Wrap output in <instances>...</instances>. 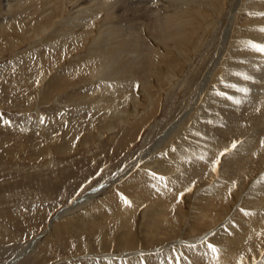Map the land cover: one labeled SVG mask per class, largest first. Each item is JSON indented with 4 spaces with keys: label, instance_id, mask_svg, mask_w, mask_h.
Segmentation results:
<instances>
[{
    "label": "bare ground",
    "instance_id": "bare-ground-1",
    "mask_svg": "<svg viewBox=\"0 0 264 264\" xmlns=\"http://www.w3.org/2000/svg\"><path fill=\"white\" fill-rule=\"evenodd\" d=\"M1 1L2 0H0V2ZM27 1H30V5H28V11L30 12L31 16H28L32 17V19L30 18L32 20V23L41 22L42 25H51L56 20V17L50 16L51 14L45 15L47 9L52 7V4L57 5L56 8L50 10L54 13V11L59 8L60 2H64L63 0H3L2 7L8 13L7 18H10L9 20H13L18 16L17 15L15 18H12V12L16 6L15 2H21V5L24 3L26 4ZM68 1L73 3V7L75 8L74 12H76L77 14H74L75 16L71 18L75 21V24L73 23L74 28L77 26V22L79 23V26L81 25L82 28H85L79 33V36L82 35V37L87 40L92 33H96V28L102 26L107 27V31L102 30V33H100L101 35L106 34V36L104 35L102 36V38H97V41L100 43L99 45H97V47H95L96 49L94 48V52L95 50L98 51L100 48H102L99 50L100 57L102 58L99 61L96 60L97 63L94 65H99V73L107 72L106 69H108V76L106 74L107 78L111 76L112 71H119V73H121L119 75L123 74V76L127 75L126 77H128V75L134 72V69L136 67H140L142 68V70H148V72L144 73L145 78H142L141 80V82H144V86L152 85V78L155 76L158 86L161 87L163 86V84H159L158 82H161L165 78H167L166 81H172V83H174V81L179 78V72L185 74L187 71V66L189 67L188 70L191 69L193 64L191 63L192 56L198 49V44L196 42L200 40V38H202L201 32L203 30L206 31L205 25H207L209 19H211L212 16L215 15L213 6H219L218 3L217 6L210 0H206V2L210 4L209 6L202 4L199 6V4H197L195 0V4L187 8H182L180 10H178L179 8H174L173 10H176H172V12L167 15V17L165 16L164 21H160L158 20V18L153 19V17H151L149 18L148 23H144L143 21H137L138 15L142 17L149 16L150 14L148 13V10H150V7V11L157 8L155 7V5L157 6V0H153V2H151L152 4H149V6L146 7H142L144 5H140L142 2L140 0H67L66 2ZM77 1L79 3L78 8L76 7L77 5H75ZM197 1L198 3L204 2L205 4H207L205 0ZM223 1L225 2L226 0ZM126 2H132V7L134 8L130 14L133 16H129V12L125 11H122L120 14H116L117 11L115 9V4L123 6L124 4H126ZM255 3H257L256 5L260 4L259 1H255ZM25 4L24 7L27 6V4ZM233 4L234 3H232V5ZM20 5H18L17 7H19ZM22 8L23 7H21V9ZM126 8L124 9L126 10ZM232 8H234L235 12L232 13L233 15L231 16L230 24L229 26H227L228 28L225 29V33L220 39L222 44L221 46H219L220 44L218 45L219 49L217 48L218 51L214 58V64L211 61L213 66L211 67V64L210 66H208V69L201 80L202 82L200 83V88H202V90L197 99L199 98L198 102L199 100L200 102L202 100V102L198 104V108L195 107L196 110L192 113V116H199V119L195 120L191 125V127L194 129L190 127L189 129L186 126H183L181 129L179 128V131L175 134L177 126L173 125V128L170 126V128L166 129L163 136L168 135L169 138L171 137V140L162 143V145H159L161 143V140L164 138L162 136L159 137V139H155V141L153 142V144L157 143L156 146H151L153 145L151 144L146 147L145 153L147 154L154 148L159 147L160 149L157 150V154L155 156L141 158V153L143 151L141 153H138L137 156L140 157L139 159H136V161L130 162L128 164L126 163V165L122 169H120L119 172L115 173L114 176L107 180L103 184V186L99 187V189L97 188L85 194V196L77 198V200L73 202L72 206H69L66 209L60 211V214H56L52 218L51 225L48 230H51V233L48 234V231H44V234H39L32 240H22L24 237L23 233H30L33 230L32 225H27V228L23 226V229L20 231L18 230L17 232L15 229H9L11 228L10 226L12 224L21 226L20 222L22 221L20 218H23V216L21 215H24L26 213V210L24 208L23 210L19 209L20 207L18 209L16 207V209H8V207L4 206L5 197L1 196L0 194V252L7 254V260L4 262L1 261L0 264H18L19 259L26 256L28 253L29 255L25 258V260L29 261L33 259L32 261L34 262V260L36 261L38 259V261H40V259L42 258L43 263L41 264H176L175 259H172L170 262L169 257H174L177 254H182V258L179 261V264H240L241 260L243 261V264H246L247 259L250 258L251 260V257L253 258L251 263H253V261L257 260L259 256H263L264 188H261L260 185L263 187L264 185H262V183L260 182L262 180L261 179L257 182V184H255V186H251L248 194L252 193V191L255 192H253L254 194L252 198L246 199V197H244L246 193H243V191L246 189H244L245 186L242 183V178H246L247 176V178L249 179V177L253 176L254 173H257L258 170H264V144L261 143L262 141H264V132L259 131L257 128H253V131L250 132V135L246 136L247 139L245 140L244 144L239 145L232 156L227 157V159L224 160L227 164L226 166H228V169L226 171L227 174L224 175L222 172L224 176H222L221 178L213 179L215 175L212 170V161L216 159V157L223 149L228 148L230 146V143L233 141V137L229 132L233 131V133L235 132V134H239L241 133V131L243 132V128H250L258 122V119L256 120V117L246 118L245 120L243 118H240L242 116V113L243 116L245 114H249L250 110L258 105V101L256 102V100L253 98L250 100L248 99V101L244 98L245 100L237 105L234 102V97L236 96L234 94H231L232 92L234 93V90H232V92L228 94L227 92L229 91L225 88L227 91H225L226 94H228L230 97H233L234 95V99L229 100V98H227V95H222L218 92L208 93L209 91H207L206 89L207 87L208 89H210V84L211 86H216L217 88L223 87L224 82L221 81V83H217L219 85H216V81L221 78L224 79L223 74H227L228 70L231 69L232 70L230 72L236 75L245 73L253 76L251 74H255V72H259L261 74L264 73V62L262 59L263 64H261V58L259 57V54H261L262 56L263 53L254 50L251 46L252 41H250L252 40L251 31H255L256 34L258 33V31L255 30L256 24H264V17L259 18L258 16H254L253 12H251L253 15H250L247 10V12H243V16L241 15L242 17H239L237 15L240 14V9L238 10L235 5H233ZM18 11L20 12V10ZM15 12H13V14H15ZM85 12H87L86 17L88 18L83 19L84 16L83 18H80L79 16L82 17L81 14H86ZM112 17L115 18V22H113V24H111ZM117 18L118 20H116ZM214 19L215 18L213 17V20ZM236 19L241 20H239L240 22L238 25L235 22H232L233 20L236 21ZM250 21H253V24L255 22V24L251 25ZM210 23L212 24L215 22L210 21ZM227 23L229 22L227 21ZM11 24H13V22ZM67 24L70 23L68 22ZM67 24H65L66 27ZM259 25L257 28H260ZM14 26L15 25L13 24V30ZM123 26H127V29L124 30ZM58 30L60 29H57V31ZM63 30H66V28H64ZM70 30L66 31L68 32ZM26 31L28 33V30ZM248 31L250 33H248ZM9 32L7 29L5 31L4 23H0V35L2 34V38L3 36H8V34H10ZM70 33L71 32H69L68 34ZM108 34L111 35H109V39ZM72 35H74L73 41L77 42L78 40L75 39V36L76 38H80L79 36H77L78 34L73 31ZM255 37H253V40H257L258 43H254L264 44L263 39L262 42ZM99 39L101 41H99ZM93 44L95 45V42H93L91 45L93 46ZM76 49L78 50L77 47ZM227 51L229 52L226 53ZM233 52L239 53L233 57ZM89 53L92 54L93 57L96 55L95 53H93V51ZM230 58H237L239 60L235 61L237 63H235L234 61L230 62ZM237 64H241L242 67L247 64L248 66L245 68H239V71H237L238 69L234 68ZM136 72H139V70H137ZM92 74L90 73V76ZM98 76H100V74H98ZM118 77L122 76L117 75L116 78ZM133 77L135 78V76L133 75L131 78L133 79V82L134 80H138L137 78L134 79ZM66 79L68 80V77ZM66 79L64 73L59 72L50 82L48 91L52 93L65 91L66 86L62 87L60 84L63 82L67 83ZM106 79L104 78V81ZM109 79H113V77ZM123 79L124 78H122V80ZM239 79L240 78H238V80ZM122 80L117 82L122 84V82L129 81ZM130 83L131 82H129V84ZM106 84L108 83H105V86ZM260 84L261 83H259L258 86H260ZM113 87H117V90H119L120 88L118 85H115ZM113 87L110 84L108 85V89H106L108 90V93L110 92L111 95L122 97L124 93V87L122 86L121 91H115L112 94L111 91ZM204 90L207 91L206 93H208L209 97L202 96L204 94ZM132 93L134 95V97L132 96V99L133 103H135L136 110L139 105H142L145 101L148 100V111L150 110L151 112L154 108H160V102L156 103L155 101L154 103V101H151L152 98L149 97L150 95L145 91V89L144 92ZM66 95L69 101H77V98H80V96L77 97L75 93H72L70 91L67 92ZM129 96L131 97V93ZM249 97L250 96H248V98ZM124 98L122 97V99ZM111 99L113 101L115 98L113 99L112 97ZM124 103L123 105H125ZM112 104H108V107L106 108H111L112 106V109L114 111L118 110H115V107L118 104H115V102ZM259 104H264V102ZM150 105L151 107H149ZM201 106L202 110L200 111ZM118 107L120 106L118 105ZM129 108L132 109L133 106ZM119 111L123 112L124 116H127L129 114L127 112L128 109L127 111ZM261 112L263 113V115L260 113L262 121L264 120V110L261 109ZM188 114V112H184L181 117H179V119H176L177 121L175 120L176 122L174 121V123L180 124L181 120L185 119ZM111 115H109V118L111 117ZM213 119L219 121L218 127H216L219 130L218 133L213 132L215 131V128L214 130L212 129L213 131L210 130L211 127L209 128L210 121H213ZM121 120L123 123L124 119ZM193 130L194 132H192ZM255 130L256 132H254ZM131 131L133 132L135 131V129L129 130L125 134L129 135L130 133H132ZM78 132H80V130ZM244 134L246 133L244 132ZM118 135L119 134L117 133V136ZM225 135L231 138L228 139V142L223 138ZM73 138L75 139L76 137ZM124 143L126 144V142ZM63 146L68 147L65 145ZM118 147H121V145ZM68 149L70 148H67L66 150ZM66 150L64 151L66 152ZM147 150L148 152H146ZM74 151L75 150L73 149L72 152ZM202 155L206 157L205 160L200 159ZM80 168L82 169L81 165ZM154 173L156 174L155 176L153 175ZM160 177H164V179H160ZM45 182L46 181H44V183ZM117 182H120V184L116 185ZM250 182H252V178ZM262 182H264V179ZM53 184L45 183V186L48 187V190H50L51 193H53V191L55 190L54 187L56 186V184L55 186H53ZM205 185L207 186L203 190L204 192L202 193V195H200L199 197L196 196V193H198L197 190H200V188L202 189V187ZM45 186H43V188ZM241 209H244L245 211L242 212ZM245 212H247L248 214L246 215ZM56 218H60L59 221L56 222ZM1 220H3L4 222H2ZM4 223L6 227L3 226ZM187 224L191 235L193 232L199 233L203 231L204 233V229L213 227L215 225L218 228L215 227L216 229H211L213 233H210V238L207 237L208 239L204 240V244H201V242L200 244H198V242L196 244V247L192 249L186 247L187 244L185 246L182 245L184 241H182L181 239L180 241L178 240V242L177 239L179 238L174 239L175 236L178 237V230L180 229L179 234H181V231L183 233L184 226ZM7 226H9V228ZM19 232H21V234ZM46 233L48 235H45ZM190 233L188 232L187 234ZM44 236L46 237V239L44 238ZM42 238H44V241H41L43 240ZM184 238L185 240H188L186 239V237ZM171 239L173 241H176L172 242ZM169 240H171L172 243L164 244ZM39 242L41 244L40 247H36ZM189 242H191V240ZM207 242H212L219 247L220 253L218 258H212V254L208 252V249L206 247ZM50 244L56 245V248L61 250V252L72 251L79 257H72L65 261L60 260L53 262V248H50ZM14 246H17L18 250L10 253L12 247L14 248ZM152 247L154 248L153 250H147V248ZM174 249L176 250L175 252L173 251ZM206 252L208 253L207 255H205ZM38 263L36 262V264ZM22 264L27 263L22 262ZM28 264H31V262H28ZM260 264H264V261H261Z\"/></svg>",
    "mask_w": 264,
    "mask_h": 264
},
{
    "label": "rangeland",
    "instance_id": "rangeland-1",
    "mask_svg": "<svg viewBox=\"0 0 264 264\" xmlns=\"http://www.w3.org/2000/svg\"><path fill=\"white\" fill-rule=\"evenodd\" d=\"M63 1L64 2L62 3L60 2L59 8L56 9L54 13L50 10H52L53 8H56L57 5L52 4V7L47 9L45 15L51 14L50 16L56 17L55 18L56 20L53 22L54 24L52 23L51 25H42L41 22L32 23V20H31L32 17L28 16V15L31 16L30 12L28 11L29 10L28 5H30V1L26 2L28 7L27 6L24 7V4H25L24 2H22L24 4H21V5H20L21 2H15L16 6L14 10L17 12H15L14 10L13 12H15V14H13L12 12V18H15L18 15L16 17L17 19L15 18L16 20L13 19L15 21L9 20L10 18H7L8 13L2 7L3 0L0 2V23H4L5 31L6 29L8 30V32L10 31L9 32L10 34H8L9 37L3 36L2 38V34L0 35V144H1L0 152L2 151L0 153V194L1 196L5 197L4 206L8 207V209L9 208L18 209L20 207L19 209L23 210L24 208L26 210L27 214L26 213L24 215L22 214L21 216H23V218L22 217L20 218L22 221L20 222L21 226L14 225V224L10 226L11 228L7 226L9 229H12V230L15 229L17 232L18 230L19 231L22 230L23 226L26 227L27 225L28 226L32 225L33 230L30 233L28 232L23 233V236H24L22 239L23 241L32 240L39 234H44L45 232H47L51 225V220L56 214H60L59 213L60 211L66 209L69 206H72L73 202L76 201L77 198L83 197L85 196V194L97 188L99 189V187L103 186V184L107 180H109L112 176H114L115 173L119 172V170L122 169L126 165V163L128 164L130 162L136 161V159H139L140 157L137 156L138 153H141L143 151L141 153L142 154L141 158L142 157L148 158L151 156H155L157 154V150L160 148L156 147L153 150L150 149L151 153L149 152L147 154L145 153L146 147L153 144L155 139L157 138L159 139V137H162L166 129L170 128V126L172 128H173V125L177 126L175 134L179 131V128L181 129L183 126H186L187 128L189 127L192 128L191 125L193 124V122L199 119V116L197 115L192 116V113L193 111L196 110L195 107L199 106L198 104L202 102V100L201 102L200 100L198 102L199 98L197 99V97H199V94L201 93V90H202V88H200V83L202 82L201 80L203 78V75H205V72L207 71L208 66H210L211 64V67H212L213 66L212 63L214 64V58L218 51L217 48L219 49V46H221L222 44L220 39L224 35L225 29L228 28L227 26H229L230 24L231 16L233 15L232 13L235 12L234 8H232L233 5H235L238 10L240 9L239 11L240 14L237 15L239 17H242L243 12L245 13L247 11L250 15H253L251 13L253 12L254 16H258L259 18L264 17V15H260V13H264V10H263L264 8H262L264 7V0L263 1L262 0H235L236 2L232 0H226L225 2L223 0H217V1L210 0L214 2L217 6L219 4V6L218 7L213 6L215 10V15H213L212 18L209 19L208 24L205 25V27L208 30L205 28L207 32L203 30L201 32L202 38L198 40L199 42L198 41L196 42L198 44V49L197 51H195L194 55L192 56L191 63L193 64H192L191 69L188 70L189 67L187 66V71L185 74L182 72H179V78L176 79L174 83H172V81H166L167 78H165L163 81L158 82L159 84H163V86L162 87L158 86L157 79L154 76L152 78L153 84L150 86H144L143 85L144 82H141V80L142 78L143 79L145 78L144 73L148 72V70L147 71L146 69L142 70V68L140 67H136L134 69L135 73L133 72L132 74L128 75V77H126L127 75L123 76V74L119 75L121 74L119 73V71H114V72L112 71L111 76L109 78L113 77V79H109L107 78L108 69H106L107 72L99 73V69H100L99 65H96V66L94 65L97 63L96 60L99 61L102 58L100 57V54H99V50L102 48H100L98 51L95 50V52H94V48L97 47V45H99L100 43L97 41V38H102V36L104 35L106 36V34L101 35L100 33H102L101 32L102 30L107 31V27L102 26V27L96 28V33H92L90 37H88L87 40L84 39L82 35L79 36V33L85 28H82L81 25L79 26L78 22L76 23L77 26L75 28L73 26V23L75 24V21L72 20L71 18L77 15L76 12H74L75 8L73 7V3L69 1L66 2L67 0H63ZM140 1H142L140 5L141 6L144 5L142 7L149 6V4H152L151 2H153V0H147V1L140 0ZM180 1L179 0H157V6L153 4L157 8L155 10L152 9V11H150L151 10V7H150V10H148V13L150 15L143 16V17L138 15L137 21L138 22L143 21L144 23H148L149 18L151 17H153V19L158 18V20L164 21L165 16L167 17V15L170 12H172L174 8L176 9L179 8L178 10H180L182 8H187L195 4V0L194 2L193 0H183L181 1V3ZM255 1H259L260 4L256 5L257 3H255ZM196 2L197 4H199V6L201 4L206 5V6L210 5L209 3L206 2V0L205 2L207 4H205L204 2L198 3L197 0ZM232 3L234 4L232 5ZM18 5L20 6L17 7ZM75 5H77L76 6L77 8L79 7L78 1L75 3ZM21 7L25 9L23 8L21 9ZM115 7L117 11L116 14H120L122 11H125V12H129L128 13L129 16H133L130 14L134 8L132 7V2H126V4H124L123 6L115 4ZM124 8H126V10ZM18 10H20V12ZM85 13L86 14H81L82 17L81 16L79 17L83 18L84 16L83 19L88 18L86 17L87 12ZM213 17L215 18L214 20H213ZM111 20H112L111 24H113V22H115V18L112 17ZM116 20H118V18ZM239 20L240 19H236V21L233 20L232 22H235L238 25L239 22L241 21ZM210 21L215 22V23H212L213 24L212 25ZM227 21L229 23H227ZM12 22L15 25L14 30H13V24H11ZM66 22L67 23L69 22L70 24H67ZM252 22L253 21H250L251 25H254L255 22L254 24ZM65 24H67V27L65 26ZM259 24L257 23L255 27V30L258 31L257 34L255 31L253 32L251 31L252 40L250 41H252V43L257 42V40L256 41L253 40V37L255 36H257L255 37L256 39L258 38V40L262 42L264 40V28H263L264 24L262 23H259ZM258 25L260 26V28H257ZM63 27L66 28V30H70V29L71 30L67 32L66 30H63L64 29ZM67 28H70V29H67ZM123 28L125 30L127 29V26H123ZM57 29H60V30L57 31ZM26 30H28V33ZM73 31H75V33L78 34L77 36L80 37V38H76L75 36V39L78 40L77 42L73 41L74 40L73 39L74 35H72ZM69 32L71 33L68 34ZM248 33L250 32L248 31ZM65 34H68V35H65ZM96 34H97V37H96ZM109 35L110 34H108V39L110 38ZM67 36L68 37L70 36L71 38L70 37L68 38ZM99 41L101 40L99 39ZM87 42H88V45H87ZM93 42H95V45L93 44L94 47L91 45ZM76 47L78 48V50L76 49ZM92 51L93 53L96 54V55L94 54L96 56V57L94 56L95 58L93 57L92 54L89 53ZM228 52L229 51H227L226 53ZM238 53L233 52L232 56L234 57ZM263 55L264 53L262 54V56L261 54H259V57L261 58L260 59L261 62H262V59L264 62ZM238 60L239 59L237 58H233V59L230 58V62L231 61L235 62ZM263 62L261 64H263ZM247 66L248 64L245 65L244 67H242L241 64H237L236 67L234 68L238 69L237 71H239V68H245ZM137 70H139V72H136ZM231 70H228L227 74L226 73L223 74L224 79L221 78L218 81H216V85H219L217 83H221V81L224 82L225 85L223 84V87L217 88L216 86H211L210 84V89H208L207 87L206 90L209 91L208 93L218 92L222 95H227V98L230 97L228 94H230L232 90H234V93L232 92L231 94H234L236 96L234 97L233 95L235 99H240L241 97L240 100L243 101L245 99L250 100L253 98L256 100V102L258 101V105H256L258 107L256 106L253 107L252 109L253 111L250 110V113L245 114L244 116L242 113V116L240 117V118H243L244 120L246 118L256 117V120L258 119L257 120L258 122L255 123V125L251 126L250 128H243V132L241 131V133L239 134H235V132L233 133V131L229 132L232 135L233 140L239 141V144H238L239 146V145L244 144L245 140L247 139L246 136L250 135V132L253 131V128H257L259 131L264 132V120L261 121V114L263 115V113L261 112V109L264 110V107H263L264 104H261V105L259 104V103L264 102L263 100L264 96H262L264 95V76H263L264 73H262L263 74L262 75L259 72H255V74H251L254 77L251 76L252 79L246 81L245 79L243 80V77L241 75H236L234 73H231L230 72ZM59 72L64 73L65 79L68 77V80L66 79L67 83L63 82L60 84L62 87L66 86V90L63 92L59 91L56 93L49 92L48 89L50 86V82ZM89 72L91 74L94 72L95 73L90 76ZM88 74H89V77H88ZM98 74H100V76H98ZM240 74H245V73H240ZM117 75L122 76V77L116 78ZM131 75L132 76L134 75L135 78H137L138 80H134L133 82V79H131L132 78ZM104 78L105 79L107 78L109 80L106 79L104 81ZM122 78L124 79L122 80ZM129 78L131 79V81ZM238 78L240 79L238 80ZM120 79L122 81H128V80L129 81L122 82L121 84L117 82V81H121ZM104 82L108 84H106L105 86ZM129 82H131L132 84L131 83L129 84ZM258 82L261 83L263 86L261 84L260 86H258L259 85ZM101 84H102V87H101ZM109 84L112 85V87L115 85H118L120 87L119 90H117V87H113L111 91L112 94L115 91L117 92L121 91L122 86H123L124 93L122 97L124 98L125 95L129 96L130 93H131V97L125 96L126 99L125 98L122 99L121 96L111 95L110 92L108 93V90H106L108 89L107 87ZM226 84H229L230 87L229 85H226ZM243 87H247L250 89L248 95H244V93H241L237 90L238 88H243ZM142 88H144L145 91L150 95L149 97L152 98L151 101H154V103L155 101L156 103L160 102V108L158 109L154 108L151 112L150 110L148 111L147 110L149 109L148 108L149 100H148V101H145L142 105H139L137 107V110L135 109V103H133V99H132L134 95L132 92H135V93L144 92V89ZM225 88L229 92H227ZM228 88H231V89H228ZM104 89L107 92H105ZM90 90H93V91H90ZM102 90L104 93L102 92ZM69 91L72 93H75L77 97L80 96V98L78 97L77 101L75 100H71L72 102L69 101L66 95V93ZM207 91L204 90V94L202 95L203 97L204 96L209 97L208 93H206ZM222 91L223 92L226 91L228 94H226V92L223 93ZM111 96L113 97V99L115 98L113 101L111 99L112 98ZM248 96L250 97L248 98ZM114 102L115 104H118L120 106L118 107V105H116L115 110L116 109L118 110L114 111L112 109V106L111 108H106L108 107L107 106L108 104L111 105ZM123 103L125 105H123ZM128 106L129 107L133 106V108L131 109ZM149 107H151V105ZM133 109H135L137 112ZM119 110H126L129 114L127 116H124L123 112ZM201 110H202V106L200 108V111ZM228 110H231V109H228ZM184 112L189 113L187 117L185 119H182L180 124L174 123V121L176 119H179V117H181V115ZM136 114L137 115L140 114L138 115L139 117ZM109 115H111L110 117L111 119L109 118ZM121 119H124L123 123ZM6 121L7 123H5ZM218 123L219 121L216 119H213V121L211 120L210 125H209V128L211 127L210 130L212 129L214 130L215 128V131L213 130L212 131L215 133H218L219 130L218 128H216L218 127ZM132 129H135V131L133 132L131 131L132 133H130L129 135L125 134L129 130H132ZM79 130L80 132H78ZM119 132H122V133H119ZM192 132H194V130ZM244 132L247 135L244 134ZM254 132H256V130ZM117 133L120 136L119 135L117 136ZM73 137H76V138L74 139ZM163 137L164 138L161 140V143L159 145H162V143L171 140V137L169 138L168 135L166 136L164 135ZM223 138L227 140V142L229 141L228 139H231L227 135H225ZM124 142H126V144ZM119 144L121 145V147H118L120 146ZM63 145L68 146V147H64ZM154 145L156 146L157 143L151 146H154ZM64 148L66 149L70 148V149L66 150ZM73 149L75 150L74 152H72ZM64 150H66L67 154ZM235 150L230 151L226 156L221 158L219 167L220 169L222 168L223 169L220 170L218 168L217 171H213L215 175L213 179L221 178L222 176L227 174L226 171L228 169V166H226L227 164L225 163L224 160H226L227 157H231L232 154L235 152ZM146 152H148V150ZM80 165L82 166V169L80 168ZM223 165L225 167V170H224ZM222 172L224 175L222 174ZM254 175H253L254 177L251 176L249 177V179L246 176L248 182L246 181V178H242V183L245 186L244 189H246V190L243 189L244 190L243 193L245 192L247 195V196L246 195L244 196L246 197V199L252 198L254 194L253 192H255V191H252V193H250L251 196L250 194H248L251 186L252 187L255 186V184H257V182L260 181L261 179L262 180L260 182L262 183V185H264V182H262L264 179L262 178L264 177V170L260 169V171L258 170L257 173H254ZM251 178H252V182H250ZM44 181H46L45 182L46 184L47 183L56 184V186L55 184H53V186H55L54 187L55 194H54V191L53 193H51V191L48 190V187L45 186ZM119 184L120 182L116 183V185H119ZM43 186L45 187L43 188ZM206 186L207 185L203 186L202 189L200 188V190L198 189L197 190L198 193H196V196L199 197L200 195H202V193L204 192L203 190L205 189ZM260 187L264 188L261 185ZM56 188L58 191L56 190ZM77 209H80V208H77ZM59 219L60 218H56L55 221L57 222L59 221ZM1 221L4 222L3 220ZM3 226L6 227L5 223L3 224ZM215 227L216 225L213 227L204 229L205 230L204 233L203 231L199 233L193 232L194 235L193 233L191 235L188 224H187L184 226L183 233L181 231V234H179L180 233L179 231L180 229H179L178 230L179 233H177L178 237L175 236L174 239L179 238L177 239V242L178 240L180 241V239L184 241L185 243L183 242L182 244L184 246L186 244L187 245L197 244L198 242H199L198 244H200L201 241H204L210 238L209 237L210 233L211 234L213 233L212 230ZM8 231H11V230H8ZM185 232L187 236L185 235ZM188 232L190 234H187ZM19 233L21 234V232ZM47 233L48 234L51 233V230L48 231ZM47 233L45 235H48ZM188 235H189V238H188ZM196 235L199 237H197ZM184 237H186V239L188 240H185ZM44 238L46 239L45 236ZM44 238H42L43 240L41 241H44ZM171 240L166 241L164 244L172 243L176 241V240L175 241L172 240L171 242ZM190 240L191 242H189ZM40 242L36 245V247H40L41 245ZM50 248L51 249L53 248L52 254H53V257L55 258V259L53 258V262L60 261V260L65 261L72 257L73 258L79 257L75 255L72 251L71 252H63V251L61 252V250L57 249L56 245L54 244H50ZM151 249L153 250L154 248L153 247L147 248V250H151ZM16 250H18V247L14 246V248L12 247L10 253ZM28 255L29 253L26 256L21 257L18 261V264H22V262L27 263V264L28 262H31V264L33 263L36 264V262L37 263L39 262L40 264L43 263L42 258L40 259V261H38L37 259L36 261L34 260V262L32 261L33 259L29 261L25 260V258L28 257ZM262 255L263 256H259L257 260H254L253 263H251L253 260L252 257H251V260L250 258L247 259L246 264H260L261 261L262 262L264 261V253H262ZM6 260H7V254L0 252V262L1 261L4 262ZM22 260H25V261H22Z\"/></svg>",
    "mask_w": 264,
    "mask_h": 264
},
{
    "label": "snow or ice",
    "instance_id": "snow-or-ice-1",
    "mask_svg": "<svg viewBox=\"0 0 264 264\" xmlns=\"http://www.w3.org/2000/svg\"><path fill=\"white\" fill-rule=\"evenodd\" d=\"M260 15H264V13H260ZM251 46H252V48L254 50H256V51H258L260 53H264V44L252 43ZM240 75H242L243 79H245V80H251L252 79V77L249 76V75H247V74H240ZM237 90L239 92H241V93H244L245 95H247L249 93V91H250V89L247 88V87L238 88ZM229 99H234V98L233 97H229ZM234 102L237 105H239L240 103H242V101L240 99H235ZM5 123H7V121ZM261 143L264 144V141H262ZM238 144H239V141L233 140L231 142L230 147L223 149L219 153V155L216 157V159L212 161L213 171H217L218 170V168L220 166L221 158H223L224 156H226L230 151L235 150L237 148ZM200 159L201 160H205L206 157L202 155L200 157ZM153 175L155 176L156 174L154 173ZM160 179H164V177H160ZM126 203H127V201H126ZM241 211L243 212L245 210L244 209H241ZM245 214L247 215L248 213L245 212ZM204 243H205V241H201V244H204ZM186 247L194 249L196 247V244H188V245H186ZM206 247L208 249V252H210L212 254V258L213 259L218 258L219 253H220V249H219V247L216 244H214L212 242H207L206 243ZM173 251L175 252L176 250L174 249ZM207 254L208 253L206 252L205 255H207ZM181 258H182V254H177L174 257H169V261L171 262L172 259H175L176 264H179V261L181 260ZM240 264H243V261L242 260L240 261Z\"/></svg>",
    "mask_w": 264,
    "mask_h": 264
}]
</instances>
